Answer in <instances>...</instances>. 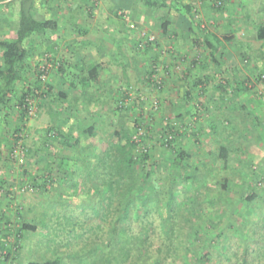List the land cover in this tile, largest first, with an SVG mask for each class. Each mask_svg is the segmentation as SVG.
Listing matches in <instances>:
<instances>
[{"label": "rangeland", "instance_id": "374dc122", "mask_svg": "<svg viewBox=\"0 0 264 264\" xmlns=\"http://www.w3.org/2000/svg\"><path fill=\"white\" fill-rule=\"evenodd\" d=\"M19 17L20 3L18 0L12 4L10 2L0 3V67L2 65V44L15 38ZM150 23L148 21V24L145 25L134 19L122 18L123 43L120 48L121 53L117 52L121 63L117 60L116 69H112L116 78L113 75L109 76L110 72H107V78H109L107 82L112 86H117L116 89L124 93L122 97L128 92L127 103L134 104L130 113L117 109L121 100L120 94L116 93V96L110 97L104 91L102 93L105 98L102 97L99 101L95 98V94L90 93L91 100L88 103L94 105V110L99 105V107L105 108L106 112L95 113L93 111L92 115L80 112L79 116H71L68 111H66L68 114H65L66 116L62 113L59 114L65 107L62 106V98L51 78L53 73L61 72L60 67L58 64L55 67L53 64V67H49L45 63L39 64L34 39L25 44V47H28V44L32 45V52L24 63L21 79L14 89L15 95L8 100L0 115V195L4 198L0 209L3 208L9 213L13 210L19 216L27 215L29 223L36 224L37 222L36 232L28 234L25 232L20 245H15L13 241H10L12 245H6L10 254L17 255L14 264H46L47 262L90 264L94 259L100 257V254L109 251L107 244L111 236L110 227L120 199L115 200L112 217L105 218L98 214L104 206L105 198L103 195L100 196L96 186L99 182L101 184L99 178L102 177L104 171L99 167L98 173H93L91 164L93 166L98 164V159L94 156L100 151L98 146L106 143L104 144L106 148H108V144H111L112 149H115V147L126 143L123 131H130L132 137H135L133 132L137 127L140 129L137 141L146 137L148 139L147 146L151 150L149 162L152 165L147 169L152 173L153 186L147 190V194L154 196L160 193L163 196L164 207L157 214L151 213L149 216L157 230L167 231L169 180L175 174L171 162L173 153L165 150L160 141L168 132L170 122L179 124V116L174 108L177 109L180 91L175 88L169 92L170 82L166 78L170 77L174 80L171 82L175 86L176 82L183 80L181 77L185 75V68L192 61L185 53L178 56L179 53L174 51L175 44L177 45L179 42L175 37L169 38L167 47L162 44L164 38L160 35L161 29L157 27L158 24L149 27ZM132 25H135V29L131 28ZM142 32L154 36L156 43L144 41L141 36ZM161 46L163 49L159 52V61L150 60V50H157ZM165 48H170L168 49L170 51ZM163 56L170 57L173 62L172 69L165 65L166 68H164L161 64ZM197 57L199 58L198 55ZM179 64L182 66V71L175 70ZM152 65H157V77L163 85L162 88H159L157 83H148L146 74ZM43 68L48 69L45 81L40 79ZM70 71L75 74L78 72ZM261 77L252 78L251 81L257 83L255 85L253 83L250 89L252 91L255 88L259 89L257 92L262 91L263 95L260 96L264 97V83L261 82ZM1 80L2 78H0ZM79 81L80 79H78ZM237 87L243 89L244 85ZM107 88L110 90L111 87ZM101 90L103 89L101 88ZM245 90L247 91V88ZM24 94H28L26 100L28 105L22 107L20 103ZM98 94L100 95V93ZM256 101L262 103L261 106L264 107V99H262L263 102L260 99H256ZM136 102H140V105H135ZM64 104L67 106L68 103L64 102ZM72 104L70 103L68 106ZM247 113L249 114L250 111L248 110ZM239 116V121H241V117L244 116ZM191 122H195L194 118ZM91 126L96 128V132L94 136L87 137L83 131ZM228 126L230 127V123ZM117 132L123 133L118 136ZM205 135L204 132L199 131L200 144L197 145L192 141L185 142L186 137H178V140H181L183 146L186 147L184 151L191 154L190 162L185 164H190L193 168L197 167L195 173L198 175L194 174L192 180L187 181L186 177L190 173L193 174L194 171L177 173L179 175L177 182L179 183L175 187V196L177 202L184 206V213L186 210H192L196 203L205 202L200 205L202 209L199 211L200 217L189 219L192 232L196 233L202 228H210V220H217L222 209L226 206L229 210L226 218L222 215L221 218L224 220L221 224L226 226L232 223L227 233L231 232L239 237L237 232L239 227L247 230L248 224L251 222L261 223L262 217H264V197L261 196L264 193V180L258 181L257 199L253 204H250L243 200L244 194L250 190L245 186H239L238 183L241 182V179H236L239 176L245 179L251 170L258 172L261 167L260 160L255 158L252 160L253 162L249 160L251 165L248 166L247 163H244L249 158L246 149L242 148V144H236L235 147L228 145L225 149L230 157L226 163L225 160L218 157L221 150L219 144H213L209 138L205 137L204 139ZM224 136L230 137L227 133ZM255 153L258 154L256 151ZM141 168L138 167L139 172H142ZM226 177H231L230 186L223 189L222 182ZM255 180L257 181V179ZM41 184V188L37 187ZM101 191L105 192L106 187H101ZM224 191L227 192L229 205H223L218 200V196ZM208 194L212 195L210 197L214 199L216 207L207 203ZM152 204L154 205V202ZM34 206L43 208L41 211L39 210L40 213H36L33 210L36 209ZM1 212L0 221L3 216ZM40 214L42 215L39 217ZM134 228L137 230L138 225L134 224ZM261 235H263L261 242L264 243V233ZM162 238L164 239V235ZM224 238L221 239V243L224 242L222 241ZM163 239L159 237L156 242L161 243ZM218 242L220 240H217ZM220 250V247L207 245L199 251V255L207 254L208 258L204 260V264H229ZM195 254L198 255L192 252L190 258L194 260Z\"/></svg>", "mask_w": 264, "mask_h": 264}, {"label": "crops", "instance_id": "0c3cea01", "mask_svg": "<svg viewBox=\"0 0 264 264\" xmlns=\"http://www.w3.org/2000/svg\"><path fill=\"white\" fill-rule=\"evenodd\" d=\"M171 8L178 14L172 15ZM32 15L41 22L55 20L58 23L55 31L36 34L32 39L39 64L45 63L49 67L58 64L60 67L61 72L53 73L51 81L59 91L64 111L70 112L71 116H79L80 112L85 115H92L93 111L106 112L99 105L93 109L94 105L88 103L91 100L89 94H95L99 101L105 98L104 91L110 97L119 92L117 86L107 82V72L116 78L112 69H116L117 60L121 63L118 53H121L123 43L122 18L145 25L149 21V27L158 24L164 38L162 44L167 47L169 38L175 37L180 43L175 44L174 51L179 53L178 56L185 53L192 61L181 77L184 81L180 80L174 86V80L166 78L170 82L169 92L175 88L180 91L177 109L174 108L179 124L170 122L168 127H177L178 137H186L185 142L192 141L195 145L200 144V130L206 134L204 139L219 144L220 149L242 144L249 155L244 163L249 166L255 158L261 164L258 172L251 170L254 176L250 180H264V107L256 101H262L260 93L256 94L259 89L255 88L256 92L250 89L257 83L252 82V78L264 75V0H229L220 9L214 6L213 0H168L166 7L156 4L155 0H37ZM31 46L28 44L27 48L32 52ZM162 49L161 46L150 50V60L159 61ZM162 58L161 64L172 69L170 57ZM94 68L98 70L92 78ZM70 70L78 72L75 74ZM238 85H244V88H238ZM70 103L73 104L68 106ZM239 115L244 116L241 121ZM225 133L230 137L224 136ZM177 143L186 148L181 140ZM37 187L41 188L42 184ZM261 196L264 197V193ZM3 202L0 195V205ZM34 207L36 213L43 208ZM12 211L0 209L3 215L0 230L4 237L7 235L8 244L13 241L16 245L18 231L26 225L36 227L37 222L29 223L27 215L19 216ZM16 259L17 255L6 251L0 257V264H14Z\"/></svg>", "mask_w": 264, "mask_h": 264}, {"label": "trees", "instance_id": "16d2710c", "mask_svg": "<svg viewBox=\"0 0 264 264\" xmlns=\"http://www.w3.org/2000/svg\"><path fill=\"white\" fill-rule=\"evenodd\" d=\"M9 0H0V3H4ZM20 3V17L16 36L11 41L2 44L1 59L2 65L0 67V115L8 103V100L14 94V89L21 79L22 70L24 69L27 57L30 55L31 50L25 47V42L31 40L36 34H42L46 31H55L58 27V23L55 20L41 22L36 20L32 15L33 5L37 0H18ZM156 4L161 6H167L168 0H155ZM171 14L177 15L178 11L171 8ZM150 44V43H149ZM98 68L91 70V77L95 78L94 72ZM157 65H152L148 72V83H155L153 76L157 74ZM157 86V84H155ZM158 87V86H157ZM222 87V86H221ZM121 95L120 104L117 109L126 113L131 112L133 107L132 103H127L128 92L125 95L119 92ZM259 95V92H256ZM65 95V94H64ZM28 94H24L21 97V106L28 105ZM135 105H140V102H136ZM60 112L65 115L66 112ZM68 115V114H67ZM154 116V114H152ZM66 116V115H65ZM135 128L132 137V132L123 131L126 139V143L115 147L108 144V148L103 143L100 146V151L95 153V157L98 159L97 166L91 164L93 167V173H98L100 167L102 171L101 181L97 184L96 188L99 191L100 196L103 195L104 206L101 208L98 214L107 218L112 217V209L115 206V200L120 199V204L117 207L111 223V236L107 244L109 251L107 253L100 254V257L94 259L90 264H204V260L208 258L207 254L199 255V251L210 245L211 247H220L222 256L228 261L229 264H262L264 262V246L261 242L263 239L262 233H264V217L262 222H251L247 225V230H243L241 227L237 229L239 237H236L229 231V225H222L224 220L222 217H227L228 207L224 206L221 211V215L217 220H210L211 226L208 229H201V231L192 232L189 219H197L200 217L199 211L201 206L205 202H198L192 210H186L184 213L183 205L177 202L175 187L179 175L189 170L194 171L193 174H189L186 179L191 181L192 177L198 175L195 171L197 167L185 164L190 162L191 154L186 153L182 146L177 143V137L179 131L177 127H168V132L161 138V145L165 150H169L173 153L172 165L175 176L170 178L169 182V194L167 205V231L161 232L157 230L153 220L150 219L151 213L160 211L163 206V196L159 193L154 196L147 194V190L153 186L152 173L149 166L152 164L151 150L147 146L148 139L142 137L140 141H137V135L140 132ZM96 128L91 126L83 131V134L87 137L94 136ZM123 132H117L116 135L120 136ZM140 151V152H139ZM225 148H221L218 153L219 159L225 160L228 163L230 158ZM224 152V153H223ZM95 167V168H94ZM138 167H142L141 171H138ZM95 170V171H94ZM97 170V171H96ZM101 171V172H102ZM187 174V173H186ZM195 174V175H194ZM101 175V173H100ZM105 176V178H104ZM254 176L251 173L242 179L237 177V180L241 179L238 183L239 186L247 187L250 192H246L243 196V200L247 203L253 204L257 199L256 187L259 180H250V177ZM231 177H226L222 182L223 189L230 186ZM252 181V182H251ZM100 184V186H99ZM101 187H106V191L102 192ZM207 196V203L216 207L214 199ZM218 200L223 205L229 203L227 192L224 191ZM133 198V199H132ZM101 202V200H100ZM99 202V204H101ZM154 202V205L152 204ZM206 203V204H207ZM207 204V205H208ZM229 205V204H228ZM227 208V209H226ZM144 211V212H142ZM150 212V213H149ZM264 216V215H263ZM162 221V215L160 216ZM230 219V218H229ZM191 221V220H190ZM192 223V222H191ZM134 224L138 225V229L135 230ZM190 224V225H188ZM190 226V227H189ZM235 227V226H233ZM35 226L26 225L24 229L19 230L17 234L16 245H20L22 241L23 232H36ZM0 230V257H2L6 249L7 235H2ZM164 235V239L162 236ZM161 237L162 242L157 243V238ZM225 236V238H224ZM4 237V238H3ZM224 238L223 243L221 239ZM217 240L220 242L217 243ZM250 240V241H249ZM9 245V244H8ZM222 245V247H221ZM197 253L196 258L193 260L190 258L191 253ZM10 254V252H8ZM194 255V257H195ZM9 256V255H8ZM5 257L6 258H8ZM57 262L46 264H56ZM34 264V263H33Z\"/></svg>", "mask_w": 264, "mask_h": 264}, {"label": "built area", "instance_id": "2783aa9c", "mask_svg": "<svg viewBox=\"0 0 264 264\" xmlns=\"http://www.w3.org/2000/svg\"><path fill=\"white\" fill-rule=\"evenodd\" d=\"M213 1H214V6H215L216 8H218V9H220V8L224 7V5H225L229 0H213ZM131 28H132V29H135V25H132ZM141 36H142V39H143L144 41H148V42H150V43H156V39L154 38V36H151V35L148 34L147 32H142ZM144 41H143V42H144ZM181 69H182L181 64L177 65L176 68H175L176 71H180ZM47 70H48L47 68H43V74L40 75V79L43 80V81H45V80L47 79V76H46V75H47ZM182 70H183V69H182ZM182 70H181V71H182ZM153 80H154L155 83L158 84L159 88H162L163 85H162L161 82H159L158 77H157V74L153 76ZM261 82L264 83V76L261 77ZM261 94L263 95V92H262V91L260 92V95H261ZM262 99H264V97H262Z\"/></svg>", "mask_w": 264, "mask_h": 264}]
</instances>
